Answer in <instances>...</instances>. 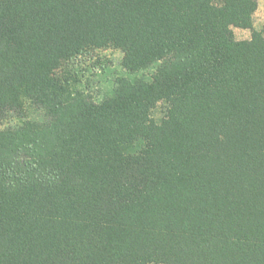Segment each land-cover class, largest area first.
Wrapping results in <instances>:
<instances>
[{
	"label": "trees",
	"instance_id": "16d2710c",
	"mask_svg": "<svg viewBox=\"0 0 264 264\" xmlns=\"http://www.w3.org/2000/svg\"><path fill=\"white\" fill-rule=\"evenodd\" d=\"M256 7L0 0V114L42 113L0 129V264H264ZM112 49L98 100L75 67Z\"/></svg>",
	"mask_w": 264,
	"mask_h": 264
},
{
	"label": "rangeland",
	"instance_id": "374dc122",
	"mask_svg": "<svg viewBox=\"0 0 264 264\" xmlns=\"http://www.w3.org/2000/svg\"><path fill=\"white\" fill-rule=\"evenodd\" d=\"M261 31L264 35V0H257V7L252 14V28L245 27H232L233 36L236 40H248L251 37L252 31ZM105 59H109L108 61H102L103 65H101V69L97 71L92 70V64L89 59L81 58L77 61V65L75 69L80 73V75H84L82 78V85H84L88 89V91L94 96L96 99L104 98L112 93V90L115 85V79L118 76H130L126 70H124L120 64L119 60L121 58V53L118 50H110L104 51L101 53ZM101 56V57H102ZM161 107H157L154 111V115L159 117L161 115ZM41 111L36 110L34 107L26 104V109L21 112V117L18 118L16 113L13 114V118H9L7 115L0 114V129H3L7 126L8 120L18 121L23 118H29L37 120L41 115ZM17 116V117H15ZM147 264H164L161 262L151 261Z\"/></svg>",
	"mask_w": 264,
	"mask_h": 264
}]
</instances>
